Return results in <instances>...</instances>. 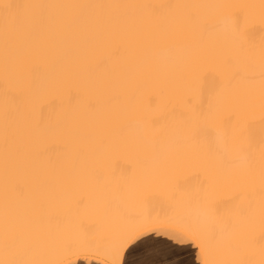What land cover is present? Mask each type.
Listing matches in <instances>:
<instances>
[{"label": "bare ground", "instance_id": "6f19581e", "mask_svg": "<svg viewBox=\"0 0 264 264\" xmlns=\"http://www.w3.org/2000/svg\"><path fill=\"white\" fill-rule=\"evenodd\" d=\"M159 226L264 264V0H0V264Z\"/></svg>", "mask_w": 264, "mask_h": 264}, {"label": "crops", "instance_id": "0c3cea01", "mask_svg": "<svg viewBox=\"0 0 264 264\" xmlns=\"http://www.w3.org/2000/svg\"><path fill=\"white\" fill-rule=\"evenodd\" d=\"M158 229V230H157ZM157 231L156 230H154V232L153 233H147L145 236H144V238H146V237H148V236H151L153 239H158V240H162V238H163V240L165 241H168L169 242V244L171 245V250L170 249H168L167 251H165V253L163 252V253H156V254H152V253H148V254H145V255H141V254H143L140 250H138L137 248H134V247H136V245H135V243L132 245V247L130 248V249H128L127 251H126V253L124 254V257H123V259H122V263L121 264H126L127 262V264H133L132 262H134V264L136 263V264H159L160 262V264H173V263H175V264H202L201 263V260H200V262H199V259L200 258H198L199 257V255H198V253H197V249H196V247H195V245H194V243H193V241L187 236V235H185L183 232H181V231H179V230H177V229H175V228H170V227H164V226H159V227H157ZM163 231H162V230ZM168 229V230H167ZM170 229V230H169ZM177 231V232H176ZM164 232V233H163ZM167 232H169V233H167ZM178 235H175V233ZM166 233V234H165ZM174 235H173V234ZM181 233V234H180ZM144 235V234H143ZM154 235V236H153ZM158 235V236H157ZM165 236V237H163V236ZM168 235V236H167ZM185 235V236H184ZM166 236H167V238H166ZM179 237L180 239L178 240H176V237ZM156 237H158V238H156ZM175 237V238H174ZM182 237H183V240H182ZM185 237V238H184ZM188 238V239H187ZM184 239H185V242H184ZM177 241V242H176ZM179 241H181V242H179ZM183 241V242H182ZM133 243V242H132ZM186 243H189V244H186ZM191 243V244H190ZM180 244V245H179ZM178 245V246H177ZM182 245V246H181ZM184 246V247H183ZM179 247V248H178ZM192 249H191V248ZM177 248V249H176ZM136 249V250H135ZM174 249V250H173ZM180 249V250H179ZM184 249V250H183ZM187 249V250H186ZM189 249V250H188ZM131 250H133V251H131ZM170 250V251H169ZM176 250V251H175ZM178 250V251H177ZM182 250V251H181ZM191 250V251H190ZM175 251V252H174ZM185 251H187V252H185ZM189 251V252H188ZM169 252V253H168ZM170 252H171V254H170ZM129 253V254H128ZM133 255H132V254ZM138 253V254H137ZM175 253V254H174ZM184 253V254H183ZM128 254V255H127ZM130 254H131V256H130ZM164 254V255H163ZM170 254V255H169ZM175 256H174V255ZM194 254V255H193ZM135 255V256H134ZM139 255V256H138ZM161 255H163V256H161ZM173 255V256H172ZM176 255H179V256H176ZM128 256H129V258H128ZM150 256V257H149ZM159 256H161L160 258H159ZM172 256V257H171ZM133 257H136V258H133ZM140 257V258H139ZM142 257V258H141ZM167 257V258H166ZM197 257V258H196ZM148 260H147V259ZM159 259V261H158V259ZM164 258H166V259H164ZM171 258V259H170ZM181 258V259H180ZM183 258V259H182ZM192 258V259H191ZM197 260V261H195V262H192L191 260H195V259ZM139 259V260H138ZM140 259H142V261L140 260ZM146 259V260H145ZM161 259V260H160ZM187 259V260H186ZM128 260V261H127ZM135 260V261H134ZM146 261V262H144V261ZM156 260V261H155ZM176 260V261H175ZM185 260V261H184ZM129 261H130V263H129ZM137 261H138V263H137ZM141 261V262H140ZM151 261H153V262H151ZM166 261V262H165ZM178 261V262H177ZM190 261V262H189ZM151 262V263H150ZM170 262V263H169ZM197 262V263H196ZM63 264H107V263H105V262H102L101 260H98V259H96V258H92V257H80V258H74V259H71V260H69V261H67V262H65V263H63Z\"/></svg>", "mask_w": 264, "mask_h": 264}, {"label": "snow or ice", "instance_id": "6c2138e0", "mask_svg": "<svg viewBox=\"0 0 264 264\" xmlns=\"http://www.w3.org/2000/svg\"><path fill=\"white\" fill-rule=\"evenodd\" d=\"M176 239H180L176 237ZM135 242L136 248L140 250L143 254H156L163 253L171 248V245L168 241L153 239L151 236L144 238L143 233H139L137 235H133L129 237L126 243Z\"/></svg>", "mask_w": 264, "mask_h": 264}, {"label": "rangeland", "instance_id": "374dc122", "mask_svg": "<svg viewBox=\"0 0 264 264\" xmlns=\"http://www.w3.org/2000/svg\"><path fill=\"white\" fill-rule=\"evenodd\" d=\"M78 258H80V257H78Z\"/></svg>", "mask_w": 264, "mask_h": 264}]
</instances>
